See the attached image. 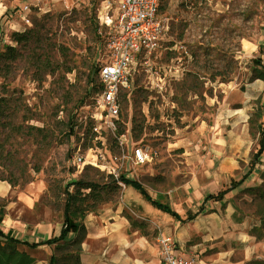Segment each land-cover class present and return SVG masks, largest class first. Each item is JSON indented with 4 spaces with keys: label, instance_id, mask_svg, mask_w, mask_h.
<instances>
[{
    "label": "rangeland",
    "instance_id": "374dc122",
    "mask_svg": "<svg viewBox=\"0 0 264 264\" xmlns=\"http://www.w3.org/2000/svg\"><path fill=\"white\" fill-rule=\"evenodd\" d=\"M0 1V7L9 4L0 10V180L15 190L39 191L38 202L25 213L28 220L44 206L62 220L66 192L79 181L97 187V198L82 203L94 201L92 211L104 203L127 204L137 192L119 182L114 190L109 175L136 180L157 196L215 167L222 158L214 152L220 150L218 138L232 144L245 133L252 150L236 148L232 157L239 165L258 162L256 181L261 182L235 199L238 209L259 221L256 234H264V0L160 2L158 16L168 27L148 61L150 72L142 69L120 95L123 145L111 133L95 140L90 128L99 91L97 66L105 56L100 0ZM25 4L29 11L22 10ZM16 31L24 35L20 41H14ZM221 83L238 93L252 86L244 122L214 120L208 97L222 100L216 89ZM231 98L230 106L242 105L243 99ZM135 146L147 153L144 161L133 160ZM77 147L97 164L71 166ZM124 211L131 222L135 215L129 205Z\"/></svg>",
    "mask_w": 264,
    "mask_h": 264
},
{
    "label": "crops",
    "instance_id": "0c3cea01",
    "mask_svg": "<svg viewBox=\"0 0 264 264\" xmlns=\"http://www.w3.org/2000/svg\"><path fill=\"white\" fill-rule=\"evenodd\" d=\"M8 6L4 4L0 10ZM249 88L252 86L246 93H238L239 89L229 83L217 84L216 89L223 92L222 100L208 97L215 111L214 120L221 117L224 122H244L248 115ZM231 97L243 99L242 105L230 106ZM218 139L220 150L214 152L221 154L219 163L199 170L200 174L196 173L185 184L159 191L156 196L140 183L150 199L167 205L177 216L155 208L132 187L137 193L132 194L127 204L104 203L88 212L82 221L85 235L79 245L78 264H163L157 244L161 235L174 239L180 256H195L205 264H264V234L258 236L254 230L259 221L238 209L235 199L242 189L261 182L256 181L258 162L254 166L239 165L232 157L236 148L244 146V153L252 150L251 140L245 133L234 138L232 144L224 138ZM262 153L263 150L256 160L261 159ZM39 194L29 187L15 190L0 180V199L6 198L0 204V241L11 237L37 243L31 250L25 247L24 250L35 258L33 264H49L53 245L44 241L58 236L62 220L54 219L46 206L34 220L26 218L25 213L38 202ZM125 205L135 215L131 222L124 211ZM69 232V236L75 235L74 230Z\"/></svg>",
    "mask_w": 264,
    "mask_h": 264
},
{
    "label": "built area",
    "instance_id": "2783aa9c",
    "mask_svg": "<svg viewBox=\"0 0 264 264\" xmlns=\"http://www.w3.org/2000/svg\"><path fill=\"white\" fill-rule=\"evenodd\" d=\"M161 1L100 0V24L106 29L103 42L105 56L99 59L97 66L99 91L96 111L90 114L91 133L97 141L111 133L120 145L126 144L127 135L119 132L118 126L119 99L121 93L131 86L135 75L142 69L150 72L148 61L160 46L168 27L165 19L158 16ZM22 10L29 11L30 7L25 4ZM26 22L29 23V19ZM146 156L142 147L135 146L132 149L136 163L144 161ZM69 163L78 169L85 164H97L87 160L79 147L71 153ZM118 182L123 184L121 180ZM157 244L163 264H205L198 257L177 254L175 241L170 236H158Z\"/></svg>",
    "mask_w": 264,
    "mask_h": 264
},
{
    "label": "trees",
    "instance_id": "16d2710c",
    "mask_svg": "<svg viewBox=\"0 0 264 264\" xmlns=\"http://www.w3.org/2000/svg\"><path fill=\"white\" fill-rule=\"evenodd\" d=\"M13 36L14 41H20L22 36L24 35L22 32L16 31L13 33ZM6 49L13 50V47L6 45ZM9 54H11L10 56H12V53ZM261 148L262 147H260V149ZM109 177L113 181L114 190L118 187L117 180H121L124 186L132 187L134 190L140 193L144 200L148 201L155 208L169 213L172 216H177L176 213L170 210L167 205L150 199L144 187L138 181L129 179L124 176H118V178H114L112 175H109ZM82 189H88V192L83 193L82 191H80ZM95 189H97V187L94 183H83L79 181L77 183V188L74 191L66 192V199L62 215V227L60 229V233L58 234V236H53L52 238L44 241V243L46 244L53 245V253L49 258V264H57L58 260L61 261V264H78L79 245L85 235V227L82 221L84 219V216L94 209V201H92L91 204L88 205H83L82 203L85 202L86 197H90L92 199L97 198L98 195ZM70 230H74L75 235L71 239L66 240L65 237ZM59 240H64L63 245L60 244ZM22 245L32 248L37 246V243H26L18 241L11 237H4V240L0 241V264H33L35 262V258L24 249H21L20 246ZM62 251L65 252L61 255L60 253Z\"/></svg>",
    "mask_w": 264,
    "mask_h": 264
},
{
    "label": "bare ground",
    "instance_id": "6f19581e",
    "mask_svg": "<svg viewBox=\"0 0 264 264\" xmlns=\"http://www.w3.org/2000/svg\"><path fill=\"white\" fill-rule=\"evenodd\" d=\"M243 47H244V48H247V44L245 43V44L243 45Z\"/></svg>",
    "mask_w": 264,
    "mask_h": 264
}]
</instances>
